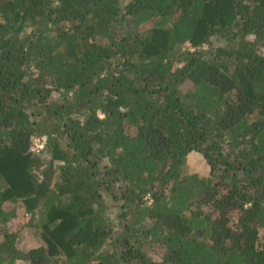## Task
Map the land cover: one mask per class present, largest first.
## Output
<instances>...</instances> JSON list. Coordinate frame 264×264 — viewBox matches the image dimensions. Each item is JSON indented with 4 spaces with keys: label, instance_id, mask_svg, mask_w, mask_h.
Wrapping results in <instances>:
<instances>
[{
    "label": "trees",
    "instance_id": "16d2710c",
    "mask_svg": "<svg viewBox=\"0 0 264 264\" xmlns=\"http://www.w3.org/2000/svg\"><path fill=\"white\" fill-rule=\"evenodd\" d=\"M263 51L264 0H0V264H264Z\"/></svg>",
    "mask_w": 264,
    "mask_h": 264
},
{
    "label": "rangeland",
    "instance_id": "374dc122",
    "mask_svg": "<svg viewBox=\"0 0 264 264\" xmlns=\"http://www.w3.org/2000/svg\"><path fill=\"white\" fill-rule=\"evenodd\" d=\"M183 47L184 49L189 48L188 45ZM262 54L264 55V51ZM181 174H198L201 177H207L209 175V166L199 152L191 151L187 156L185 164L181 167ZM4 208L9 211L13 206L10 203H6ZM30 222L31 215L25 213L23 209H19L18 215L14 220L7 223L4 227L0 226V241H2L5 232H15L18 243L23 246L38 248L40 245H43L38 232L28 226Z\"/></svg>",
    "mask_w": 264,
    "mask_h": 264
},
{
    "label": "built area",
    "instance_id": "2783aa9c",
    "mask_svg": "<svg viewBox=\"0 0 264 264\" xmlns=\"http://www.w3.org/2000/svg\"><path fill=\"white\" fill-rule=\"evenodd\" d=\"M46 144V137H39L35 138L31 145V151L36 153H39L44 149V146Z\"/></svg>",
    "mask_w": 264,
    "mask_h": 264
}]
</instances>
